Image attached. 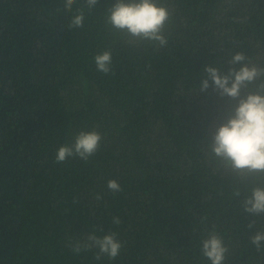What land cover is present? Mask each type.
<instances>
[{"label": "trees", "instance_id": "obj_1", "mask_svg": "<svg viewBox=\"0 0 264 264\" xmlns=\"http://www.w3.org/2000/svg\"><path fill=\"white\" fill-rule=\"evenodd\" d=\"M115 2L99 0L69 30L62 0H0V264H210L200 242L213 230L226 264H264L250 242L264 216L234 196L252 182L207 148L236 101L199 91L205 66L226 69L234 52L264 67V0H161L166 47L106 26ZM105 50L107 75L94 63ZM81 130L102 134L98 151L56 163ZM92 232L117 233L121 254L73 253Z\"/></svg>", "mask_w": 264, "mask_h": 264}, {"label": "clouds", "instance_id": "obj_2", "mask_svg": "<svg viewBox=\"0 0 264 264\" xmlns=\"http://www.w3.org/2000/svg\"><path fill=\"white\" fill-rule=\"evenodd\" d=\"M99 0H86L85 8L73 12L80 0H62L60 10L73 13L69 30L82 28L85 11L94 9ZM172 16L170 9L161 0H116L105 13L106 26L119 33L122 40L129 44L145 41L168 45L165 35L166 24ZM98 72L109 74L112 71V52L105 50L94 56ZM239 65V67H238ZM199 91L205 92L210 87L220 97H227L236 104L223 122L212 132L207 148L211 156L231 170L242 183L251 181L247 192L237 188L235 197H242L240 205L249 216H264V67L253 63L244 52H234L228 60V67L205 66ZM211 82V83H210ZM251 86L252 90L242 94ZM103 136L96 130H81L71 143L60 146L55 154V162L63 163L68 158H80L88 161L99 149ZM259 181V182H257ZM247 186V185H246ZM107 188L114 194L122 191L121 185L109 180ZM97 200L102 199L98 194ZM113 222L120 224L119 217ZM256 228V221L248 225ZM250 242L257 251L264 250V229H257L250 237ZM201 254L210 264H226L229 248L223 236L216 231H209L201 240ZM73 253L97 249L96 259L106 256L115 260L123 249V242L118 234L98 236L95 232L83 240H76L69 245Z\"/></svg>", "mask_w": 264, "mask_h": 264}]
</instances>
